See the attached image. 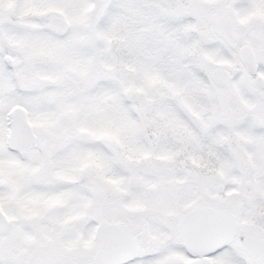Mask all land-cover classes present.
Segmentation results:
<instances>
[{
    "label": "snow or ice",
    "instance_id": "snow-or-ice-1",
    "mask_svg": "<svg viewBox=\"0 0 264 264\" xmlns=\"http://www.w3.org/2000/svg\"><path fill=\"white\" fill-rule=\"evenodd\" d=\"M0 264H264V0H0Z\"/></svg>",
    "mask_w": 264,
    "mask_h": 264
}]
</instances>
